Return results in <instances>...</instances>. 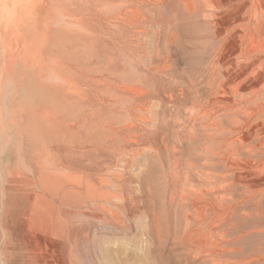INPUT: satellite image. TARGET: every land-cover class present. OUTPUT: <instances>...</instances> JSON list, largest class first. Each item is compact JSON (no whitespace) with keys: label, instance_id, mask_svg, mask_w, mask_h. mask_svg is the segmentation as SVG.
Segmentation results:
<instances>
[{"label":"rangeland","instance_id":"374dc122","mask_svg":"<svg viewBox=\"0 0 264 264\" xmlns=\"http://www.w3.org/2000/svg\"><path fill=\"white\" fill-rule=\"evenodd\" d=\"M263 68L264 0H12L0 264H264Z\"/></svg>","mask_w":264,"mask_h":264},{"label":"bare ground","instance_id":"6f19581e","mask_svg":"<svg viewBox=\"0 0 264 264\" xmlns=\"http://www.w3.org/2000/svg\"><path fill=\"white\" fill-rule=\"evenodd\" d=\"M186 3H187V2H186ZM248 26H249V25H248ZM225 40H226V39H225ZM253 40H254V39H253ZM215 63H216V62H215ZM217 69H218V68H217ZM217 69H216V70H217ZM263 69H264V68H263ZM163 70H164V69H163ZM211 92H212V91H211ZM139 95H140V94H139ZM172 95H173V94H172ZM148 104H149V103H148ZM135 107H136V106H135ZM231 107H232V106H231ZM139 108H140V107H139ZM200 114L203 115L204 113H200ZM140 119H141V118H140ZM146 119H147V118H146ZM197 119H198V118H197ZM144 121H145V120H144ZM195 121H196V120H195ZM195 121H194V119H193V122H195ZM200 125H202V124H200ZM208 125H209V124H208ZM208 125H204V126H208ZM209 126H210V125H209ZM190 130H191V129H190ZM178 139H179V138H178ZM180 142H181V141H180ZM175 149H176V148H175ZM175 149H174V150H175ZM178 151H179V150H178ZM178 151H173L172 159L170 158V159H171V161H170V167H171V171H170V172H171V181L174 182V183L176 182V181H174V180H175V179L177 180V179L180 177V176H179V174H180V173H179V170H180V168H181V165H184L183 162H182V161H184L183 158H182V154H181L180 152H178ZM201 156H202V155H201ZM221 156H222V155H221ZM183 172H184V171H183ZM181 173H182V172H181ZM206 176H207V175H206ZM188 177H189V176H188ZM186 178H187V177H186ZM179 180H180V179H179ZM185 183H186V182H185ZM173 185H175V184H173ZM175 186H176V185H175ZM187 186H188V185H187ZM175 188H176V187H175ZM183 189H184V188H183ZM176 190L178 191L177 188L175 189V191H176ZM177 191H176V192H177ZM176 192H174V191H171V192H170V200L173 201V199H175L176 194H177ZM178 193H179V192H178ZM198 194H199V193H198ZM188 195H190V194H188ZM188 195H187V194H186V195L184 194V196H183V195L181 194L179 199H180V200H183L182 202L184 203L186 199H191V198H192L191 195H190V196H188ZM197 196H198V195H197ZM189 197H190V198H189ZM200 198L202 199L203 197H200ZM203 199H204V198H203ZM203 199H202L201 201H203ZM197 200H199V199L196 198L195 201H197ZM205 200H206V199H205ZM177 201H178V200H177ZM193 201H194V200H193ZM193 201H192V202H193ZM195 201H194V202H195ZM197 202H200V201H197ZM197 202H196V203H192V205H191V209H192L191 211L193 212V214H195V213H196V209L199 208V207H197V208L195 207V206L197 205ZM186 203H187V202H186ZM205 203H206V202L204 201V203H203L202 205L199 203V205H197V206H200V205H201V207L204 208L203 205H204ZM195 204H196V205H195ZM205 205H206V204H205ZM207 205H208V204H207ZM210 205H211V204H210ZM212 206H214V205H212ZM212 206H211V207H212ZM211 207H209V210H210ZM205 208L208 209L207 207H205ZM199 209H200V208H199ZM199 209H198V210H199ZM201 210H202V209H201ZM201 210L199 211V212H201L200 214H204L203 211H204L205 209H203V211H201ZM209 210H207V211H209ZM211 210H212V208H211ZM219 210H220V209H219ZM216 212H217V211H216ZM219 212H221V210H220ZM219 212L216 213V214L218 215V216L216 215L217 218H219V216L222 215V212L220 213L221 215L219 214ZM200 214H199V215H200ZM200 216H201V215H200ZM202 216H203V215H202ZM202 216H201V217H202ZM202 218H203V217H202ZM194 220H195V219H194ZM212 220H213V219H212ZM165 221H166V220H165ZM235 239H236V238H235ZM215 244H216V243H215ZM213 245H214V244H213ZM213 245H211V246H213ZM212 248H214V247H212ZM215 249H216V247H215ZM216 250H218V249H216ZM201 252H204V251H201ZM196 256H197V255H196ZM187 257H188V256H187ZM213 260H214V259H213ZM203 261H204V260H203ZM201 262H202V261H201ZM205 262L207 263V261H205ZM211 264H213V263H211Z\"/></svg>","mask_w":264,"mask_h":264},{"label":"crops","instance_id":"0c3cea01","mask_svg":"<svg viewBox=\"0 0 264 264\" xmlns=\"http://www.w3.org/2000/svg\"><path fill=\"white\" fill-rule=\"evenodd\" d=\"M13 1H17V0H13ZM12 2V0H0V14L3 13V11H5V9L7 7H9L10 3ZM40 10V6H38V8H34V13L37 14V12Z\"/></svg>","mask_w":264,"mask_h":264}]
</instances>
